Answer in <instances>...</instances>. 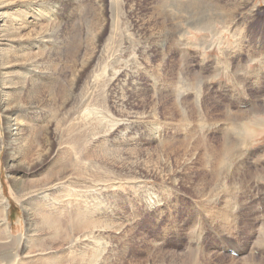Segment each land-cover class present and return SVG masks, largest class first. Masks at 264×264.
Wrapping results in <instances>:
<instances>
[{"label": "bare ground", "instance_id": "1", "mask_svg": "<svg viewBox=\"0 0 264 264\" xmlns=\"http://www.w3.org/2000/svg\"><path fill=\"white\" fill-rule=\"evenodd\" d=\"M143 1L0 0L3 119L0 166L4 151L2 162L8 172L12 195L20 204L26 223L24 236L12 235L0 178V264H121L122 258L113 256L114 250L108 249L111 234L124 233V226L116 220L115 200L113 205V202L104 203V197L90 204L72 201L78 198L88 201L91 198L89 191L99 183L134 181L130 173L141 175L143 181L169 184L172 189L188 184L204 207L209 203L213 206L218 199L210 184L216 180L223 182L233 170L236 175L240 174V182L248 175L251 179L254 175L264 179V170L251 168L237 140L244 132L236 120L248 115L247 112L227 111L220 118L209 114L210 120L203 126L200 124L199 131L219 122H231L232 125V129L230 126L227 130L221 129L223 136L215 141L216 144L200 132L198 138L170 141L173 137L169 138L164 131L169 122H161L159 107L168 111L169 114L162 115L167 119H175L172 113L176 112L179 127L186 129L189 103L180 95L174 99L162 94L148 96L138 83L137 72L128 70L131 66L129 37L125 39L122 34H117L123 27L128 29V24L139 38L159 44L160 64L164 61L166 43L168 54H172V47L177 45L173 39L177 28L173 29L160 11L162 1H151L141 7ZM194 1L197 2L195 5ZM251 1L187 0L186 9L180 8V11L195 14L199 20L210 19L208 13L212 12L211 15L223 21ZM164 2L173 6L176 0ZM78 13L82 15L79 20L82 27L75 29V21H68ZM209 21L203 23V27H209ZM108 29L110 36L103 43ZM76 42L79 45L73 48ZM148 45L141 52L147 63L151 58ZM69 59L71 66L57 67L58 63L64 65ZM177 62L187 71L190 80L197 78L188 71L184 56L179 55ZM122 73L120 85L115 89L112 86ZM58 80H61L60 84ZM83 81L84 92L75 96ZM76 97H79L77 110L74 114L66 113L67 106ZM97 98L100 101H96ZM93 101L96 102L92 104ZM190 106L196 107L193 103ZM49 111L54 114L46 121L42 115ZM111 134L114 136L109 139ZM67 147L71 150L67 151ZM66 157L71 163L64 161ZM101 164L117 168L121 174L116 177L105 175L107 179L92 181L96 177L88 173L94 174L103 168L99 167ZM198 166L201 167L199 173ZM88 176L89 181L95 183L92 187L80 182ZM122 176L131 178L125 181ZM154 194L145 196L150 208L162 199L161 195L159 199ZM255 218L262 220L259 231L263 239L264 215ZM16 246L20 248L17 252L14 251ZM202 252L189 251L182 257L187 264H197V259L209 256ZM248 254L242 259L244 262L253 260L252 252ZM45 256L49 258L44 259ZM151 258V264H176L177 260L174 254L162 250ZM263 263L261 260L258 264Z\"/></svg>", "mask_w": 264, "mask_h": 264}, {"label": "rangeland", "instance_id": "2", "mask_svg": "<svg viewBox=\"0 0 264 264\" xmlns=\"http://www.w3.org/2000/svg\"><path fill=\"white\" fill-rule=\"evenodd\" d=\"M151 1L155 0H144L141 7L149 5ZM158 1H162V6L159 9L168 21L167 23L171 24L173 29L177 28L173 34L177 45L172 47V54H168V43H166L163 49H166L163 53L165 55L163 63L160 64L161 46L139 38V34L128 24V29L121 28L124 33L117 30V34H122L125 39L129 37L127 41L131 44L129 53L131 66L127 68L130 72H137L138 83L142 89H145L148 96L162 94L174 99L180 95L181 99H187L189 103V108L186 110V114H188L186 129L179 127L180 123L177 121L176 112L172 113L173 117L176 116V120L174 118L167 119L162 115L169 114L168 111H163L159 107L161 122L162 120L169 122V127L164 129L166 135H169V138L173 137L174 140H170L171 142H176L177 140L198 138L200 133L204 136L207 134L208 138H211L216 144L223 136L221 129L227 130L229 126L232 129V125L231 122H219L210 126V131L209 128L199 131V127L203 126L205 121L210 120L209 114L220 118L221 114H227V111L235 114L247 112L248 115L238 117L236 120L239 129L244 132V135L241 134L237 139L240 142L239 147L252 169L264 170V0H252L251 3L239 9L234 16L231 14V19L223 21L221 18L211 15L212 12L208 13L210 19L204 17L202 19L204 21H202L195 14L180 11V8L186 9L187 0H176L173 6H169L164 0ZM196 3L194 1L193 5ZM77 11H81V9L77 8ZM80 18L82 15L78 13L74 19L68 22L75 21V29H79L82 27ZM207 20H210L209 23L211 22L210 24L214 26L203 27V23L208 22ZM109 36L110 29L106 31L103 43H106ZM147 44L150 46L151 53L149 63L141 55ZM78 45L79 43L76 42L73 48ZM179 55L186 58L187 69L191 74L197 76L196 79L191 77L193 80H190L187 71L178 66ZM60 66H71V60L69 59L64 65L58 63L57 67L60 68ZM123 75L124 73L112 87L117 89ZM60 81L58 80V84L61 83ZM84 83V81L80 83L81 87L74 94L75 96L84 92ZM95 100L100 101L99 98ZM96 101H93L92 104ZM78 102L79 97L73 99V103H69L65 112L74 114L73 111L77 110ZM191 103L196 107L190 106ZM138 109L141 110V105L138 106ZM1 111L0 98L2 131ZM47 112L42 116L46 121H49L54 113ZM217 112L219 113L217 114ZM166 135L165 137H167ZM112 136L114 134H111L109 139H112ZM153 145L156 146L155 143ZM242 148L245 150L243 151ZM70 150L67 147V151ZM4 156L5 153L2 151L0 178L8 207V224L13 236H24L26 233L25 217L20 204L15 201L12 195L8 172L2 162ZM64 161L71 163L68 157ZM99 167L103 168L96 170L93 172L94 174L88 173L89 176L96 177L95 179L91 178L94 182L121 174L117 168L111 169L107 164H101ZM198 167L196 169L199 173L201 167ZM233 171L229 176L230 179L227 177L223 182L216 180L210 184L213 193L218 196L213 206V203H209L204 207L188 184L172 189L169 184H162L160 181H143L141 175H135V173H130L134 181L99 183L96 188H91L89 191L88 196L91 198H88V201L78 198L77 201L72 202L82 201V203L89 202L90 204L103 197L104 203L115 200L116 220L124 226V233L111 234L108 239V249L114 250L113 256L122 258L121 264H151L153 261L151 257L158 250L174 254V257L177 258L176 264H187L182 256L189 251H203L202 253L209 255L197 259V264H258L261 260L264 262V238L262 239L263 235L261 230L259 231L263 224L262 220L255 217L260 214L264 215V179H261L259 175H254L255 177L251 179L248 175L247 178H244L245 181L241 180L240 182V174L236 175L237 173ZM101 173L104 174L101 175ZM89 176L80 181L86 187H92L95 184L89 181ZM130 176L122 177L127 181L131 178ZM151 193H155L159 199L162 196L161 202L152 208L148 207L145 201L147 199L145 196H151ZM106 214L109 215L108 212ZM16 247H14L15 252L20 249L18 246ZM230 250H234L237 256H232L228 252ZM14 251L12 252L14 253ZM251 252L252 255H250ZM247 254L252 256L253 262L242 260ZM45 258H49V256H45ZM255 258L259 261H256Z\"/></svg>", "mask_w": 264, "mask_h": 264}]
</instances>
